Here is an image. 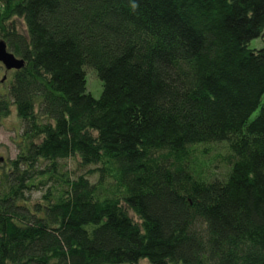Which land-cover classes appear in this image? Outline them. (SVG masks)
I'll list each match as a JSON object with an SVG mask.
<instances>
[{
    "label": "trees",
    "instance_id": "trees-1",
    "mask_svg": "<svg viewBox=\"0 0 264 264\" xmlns=\"http://www.w3.org/2000/svg\"><path fill=\"white\" fill-rule=\"evenodd\" d=\"M262 36L264 0H0V264H264Z\"/></svg>",
    "mask_w": 264,
    "mask_h": 264
},
{
    "label": "rangeland",
    "instance_id": "rangeland-1",
    "mask_svg": "<svg viewBox=\"0 0 264 264\" xmlns=\"http://www.w3.org/2000/svg\"><path fill=\"white\" fill-rule=\"evenodd\" d=\"M249 47L254 49H260L264 47V36L253 39L250 42ZM87 87L88 91L97 98L100 97L103 92V82L99 79L97 73L92 69L87 70ZM20 131V120L16 114V111L13 110L12 114L8 117L3 118L2 122L0 123V166L4 163L9 165L10 160L16 157V141L19 140ZM148 263V260H142L140 264Z\"/></svg>",
    "mask_w": 264,
    "mask_h": 264
},
{
    "label": "water",
    "instance_id": "water-1",
    "mask_svg": "<svg viewBox=\"0 0 264 264\" xmlns=\"http://www.w3.org/2000/svg\"><path fill=\"white\" fill-rule=\"evenodd\" d=\"M0 62L8 71L19 70L25 66V60L11 52L6 41L2 39H0Z\"/></svg>",
    "mask_w": 264,
    "mask_h": 264
}]
</instances>
